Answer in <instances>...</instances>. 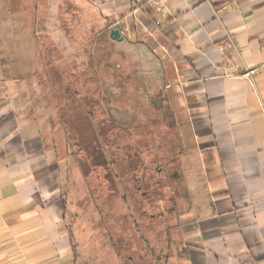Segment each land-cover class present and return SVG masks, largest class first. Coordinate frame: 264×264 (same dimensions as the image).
<instances>
[{"label":"crops","instance_id":"crops-1","mask_svg":"<svg viewBox=\"0 0 264 264\" xmlns=\"http://www.w3.org/2000/svg\"><path fill=\"white\" fill-rule=\"evenodd\" d=\"M88 1L100 17L110 10L115 27L141 17L149 43L124 42L157 62L162 88L181 91L188 121L176 130L177 158L187 165L195 154L204 169V187L188 185L177 205L171 253L154 263L264 264V0H0V22L14 13V22L29 15L31 23L30 34L9 29L16 37L6 51L0 44L2 56L30 54L23 66L0 57V264H84L64 234L54 125L23 106L28 81L19 70H42L41 83L53 87V26Z\"/></svg>","mask_w":264,"mask_h":264},{"label":"rangeland","instance_id":"rangeland-1","mask_svg":"<svg viewBox=\"0 0 264 264\" xmlns=\"http://www.w3.org/2000/svg\"><path fill=\"white\" fill-rule=\"evenodd\" d=\"M109 7L103 5V11ZM78 11L65 30L61 20L53 26L54 45L60 50L54 55L59 68L54 86L41 83L42 70H19L28 81L22 104L54 125L52 135L63 161L64 234L71 236L77 258L84 264H131L129 259L155 264L153 258L170 254L168 243L179 237L176 214L163 215L161 207L170 204H164L162 193L168 201L171 188L181 187L184 193L183 188L189 192L195 184L204 187L200 158L187 154V165L177 158L175 145L183 136L176 130L179 121L187 125L186 103L178 88H162L160 68L146 50L111 39L116 21L109 18L110 10L100 17L88 1L86 10ZM10 15L9 22H0L8 28L6 38H0L3 51L14 45L16 36L9 29L17 26L21 34H30L29 15L18 22ZM140 18L118 25L126 39L149 43ZM24 42L33 40L24 37ZM2 50L0 57L9 63L30 62V54L2 56ZM156 88L163 92L154 98ZM160 169L174 177L164 180Z\"/></svg>","mask_w":264,"mask_h":264},{"label":"flooded vegetation","instance_id":"flooded-vegetation-1","mask_svg":"<svg viewBox=\"0 0 264 264\" xmlns=\"http://www.w3.org/2000/svg\"><path fill=\"white\" fill-rule=\"evenodd\" d=\"M110 33H111V31H110ZM157 96H159V95H157ZM158 171H159V175H162V178L166 181L170 180V176L174 177V175H169L168 173L162 174L161 169ZM166 181H165V183H167ZM163 186H164V183L162 181H159V187L163 188ZM138 188L140 189L141 186H139ZM179 189H182V188L180 187ZM179 189H175V188L172 189L171 188L172 191H171L170 197L168 198V201H167V194L165 192L162 193V197L164 199V201H163L164 204H166V203L170 204V207H167L166 209L164 208V206L161 207L164 209L163 215L175 213V211L177 209V205H178V203H180L179 201L181 200V195L183 194V192H181V190H179ZM183 189L186 191L185 188H183ZM163 190H165V188ZM165 199H166V201H165Z\"/></svg>","mask_w":264,"mask_h":264},{"label":"water","instance_id":"water-1","mask_svg":"<svg viewBox=\"0 0 264 264\" xmlns=\"http://www.w3.org/2000/svg\"><path fill=\"white\" fill-rule=\"evenodd\" d=\"M110 37L114 41H118V42H123L125 40V37L122 34L120 26H116L114 29L111 30Z\"/></svg>","mask_w":264,"mask_h":264},{"label":"trees","instance_id":"trees-1","mask_svg":"<svg viewBox=\"0 0 264 264\" xmlns=\"http://www.w3.org/2000/svg\"><path fill=\"white\" fill-rule=\"evenodd\" d=\"M145 4V3H144ZM140 7H142L143 6V4L142 5H139ZM133 44H139L138 42H132ZM61 197H62V194H61ZM63 201V206H64V211L66 212V202H65V200H62ZM65 219H66V217H65ZM64 219V220H65ZM69 239H70V241H71V243H72V238H71V236L69 237ZM73 248H74V244H73ZM74 253H75V256H76V258H77V255H76V251H75V248H74Z\"/></svg>","mask_w":264,"mask_h":264}]
</instances>
